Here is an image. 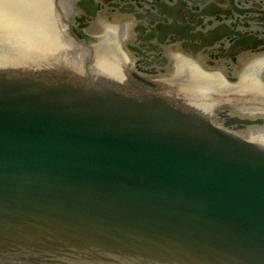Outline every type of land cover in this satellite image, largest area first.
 I'll list each match as a JSON object with an SVG mask.
<instances>
[{"label":"water","instance_id":"1","mask_svg":"<svg viewBox=\"0 0 264 264\" xmlns=\"http://www.w3.org/2000/svg\"><path fill=\"white\" fill-rule=\"evenodd\" d=\"M51 17L0 0V43L57 44ZM254 139L0 70V264H264Z\"/></svg>","mask_w":264,"mask_h":264},{"label":"flooded vegetation","instance_id":"2","mask_svg":"<svg viewBox=\"0 0 264 264\" xmlns=\"http://www.w3.org/2000/svg\"><path fill=\"white\" fill-rule=\"evenodd\" d=\"M38 1L57 44L5 39L0 70L158 102L245 142L264 137V0Z\"/></svg>","mask_w":264,"mask_h":264}]
</instances>
